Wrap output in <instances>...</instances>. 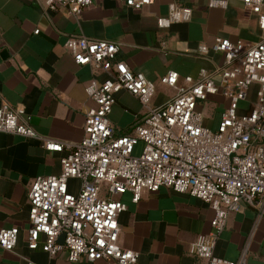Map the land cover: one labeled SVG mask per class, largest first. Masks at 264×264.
I'll return each mask as SVG.
<instances>
[{
    "label": "crops",
    "instance_id": "1",
    "mask_svg": "<svg viewBox=\"0 0 264 264\" xmlns=\"http://www.w3.org/2000/svg\"><path fill=\"white\" fill-rule=\"evenodd\" d=\"M190 6L188 22L158 27L157 19L168 14L169 5ZM209 0H152L142 8L125 0H95L81 14L67 7L45 11L44 0H0V107L7 103L23 107L30 124L43 137L64 143L79 142L84 136L85 115L95 102L86 92L92 79L103 80L105 72L78 65L65 47L73 35L118 42L123 60L134 72L142 73L156 86L149 106L156 107L176 93L162 82L170 71L178 73V85L196 78L201 68L224 63V54L214 49L217 37L255 42L261 30L255 13L242 2L229 0L227 8L209 7ZM39 32H35V30ZM206 45L207 52L199 47ZM251 88L244 112L255 100ZM109 119L117 133H132L148 106L129 91L115 94ZM228 99L218 92L199 101L204 124L217 129ZM141 144L137 146L136 151ZM68 149L48 150L42 140L0 132V230L17 226L13 250L0 247V264H113L112 261H70L65 253L51 257L43 247L28 246V191L39 175L59 174ZM71 181V185L76 184ZM127 190L115 199L126 204L119 215V243L138 250L136 264H205L192 250L199 236L211 230L214 210L188 193L162 186L157 192L144 190L138 201ZM215 254L246 264H264V209L243 204L231 212L219 235Z\"/></svg>",
    "mask_w": 264,
    "mask_h": 264
},
{
    "label": "built area",
    "instance_id": "2",
    "mask_svg": "<svg viewBox=\"0 0 264 264\" xmlns=\"http://www.w3.org/2000/svg\"><path fill=\"white\" fill-rule=\"evenodd\" d=\"M95 0H44L45 11L65 6L79 15ZM257 15L259 40L244 42L217 37L214 49L224 54V63L201 68L198 76H187L178 85V73L170 71L162 82L176 88L163 104L150 107L155 84L118 59V42L73 35L65 42L78 65L105 72L103 80L92 79L86 92L95 102L85 115L84 136L64 143L41 136L30 124L23 107H0V132L42 140L48 150L62 151L59 174L37 176L28 191V246L43 247L51 257L65 253L70 261L99 260L113 264H136L140 252L119 243V215L126 204L115 199L127 190L138 201L142 192H157L162 186L188 193L210 204L214 210L211 230L193 243V252L205 264H246L243 259L218 257L215 247L231 212L243 204L264 209V0H235ZM142 8L152 0H125ZM209 7L227 8L229 0H209ZM190 6L175 2L167 15L157 19L159 28L188 22ZM39 32V30H35ZM200 52H207L202 45ZM253 85L255 100L244 112ZM125 89L136 96L147 113L132 133H117L109 114L115 94ZM228 99L217 129L204 124L199 101L218 92ZM141 144L140 150L136 151ZM76 184L71 185V181ZM20 229L0 230V247L13 250ZM64 235V241L59 237ZM28 264H38L29 261Z\"/></svg>",
    "mask_w": 264,
    "mask_h": 264
},
{
    "label": "water",
    "instance_id": "3",
    "mask_svg": "<svg viewBox=\"0 0 264 264\" xmlns=\"http://www.w3.org/2000/svg\"><path fill=\"white\" fill-rule=\"evenodd\" d=\"M64 238H65L64 235L60 236V237H59V241H60V242H63V241H64Z\"/></svg>",
    "mask_w": 264,
    "mask_h": 264
},
{
    "label": "rangeland",
    "instance_id": "4",
    "mask_svg": "<svg viewBox=\"0 0 264 264\" xmlns=\"http://www.w3.org/2000/svg\"><path fill=\"white\" fill-rule=\"evenodd\" d=\"M253 87H256V85H253ZM244 104H247L248 102H243ZM141 145L139 146L138 150H140Z\"/></svg>",
    "mask_w": 264,
    "mask_h": 264
}]
</instances>
